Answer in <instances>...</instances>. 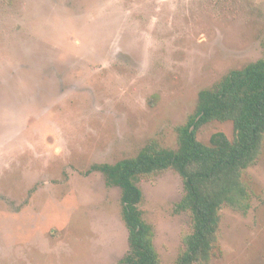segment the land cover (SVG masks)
Wrapping results in <instances>:
<instances>
[{"label": "rangeland", "instance_id": "obj_1", "mask_svg": "<svg viewBox=\"0 0 264 264\" xmlns=\"http://www.w3.org/2000/svg\"><path fill=\"white\" fill-rule=\"evenodd\" d=\"M264 57V0H0V264H116L121 188L95 164L176 148L199 92ZM233 137V123L198 137ZM248 214L221 210L212 264H264V153ZM163 264L190 213L174 169L138 182Z\"/></svg>", "mask_w": 264, "mask_h": 264}, {"label": "trees", "instance_id": "obj_2", "mask_svg": "<svg viewBox=\"0 0 264 264\" xmlns=\"http://www.w3.org/2000/svg\"><path fill=\"white\" fill-rule=\"evenodd\" d=\"M213 121L232 122L233 137L217 131L208 142L199 139V129ZM177 133L176 148L150 141L136 156L93 166L104 173L108 186L121 188L129 250L116 264H163L154 227L140 207L142 177L174 169L183 179L184 193L176 211L189 212L191 225L182 234L173 264H212L220 251L222 208L249 213L254 193L248 169L264 153V57L202 89L197 112L177 127Z\"/></svg>", "mask_w": 264, "mask_h": 264}]
</instances>
